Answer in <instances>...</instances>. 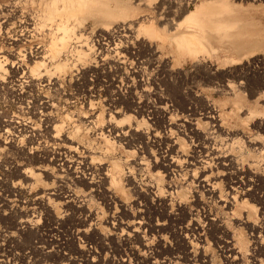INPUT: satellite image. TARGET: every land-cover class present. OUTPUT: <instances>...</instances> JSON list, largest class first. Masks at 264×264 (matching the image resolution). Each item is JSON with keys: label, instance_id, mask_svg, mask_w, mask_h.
I'll return each mask as SVG.
<instances>
[{"label": "rangeland", "instance_id": "rangeland-1", "mask_svg": "<svg viewBox=\"0 0 264 264\" xmlns=\"http://www.w3.org/2000/svg\"><path fill=\"white\" fill-rule=\"evenodd\" d=\"M93 1L83 15L69 18L47 14L50 0H0V52L15 54L25 66L42 60L37 47L49 48L61 20L73 27L70 51L47 58L31 78L2 68L0 264H264V0H226L235 12L220 17L221 29L256 43L235 59L214 38L209 54L192 59L169 40L162 44L138 31L144 18L160 30L168 28L167 19L175 27L208 0ZM124 11L127 15L122 16ZM107 13L117 16L103 30L100 22H107ZM170 31L188 33L185 27ZM129 32L133 39L124 43L120 38ZM119 41V53L110 52ZM79 51L87 55L85 60L78 59ZM98 52L103 60L94 56ZM207 107L222 127L209 150L237 163L235 170L205 168L201 178L217 184L215 197L204 194L188 172L192 160L205 157L195 147L204 143L200 137L210 127L204 118ZM90 116L96 125L86 122ZM109 120L126 137L118 140L114 133L96 129ZM3 121L33 123L37 133H22L11 144L17 133L2 130ZM168 124L179 138L171 157L183 161L166 174L156 161L165 154ZM249 142L254 145L248 147ZM59 155L70 161L84 156L86 163L75 161L72 173L70 163L60 166ZM115 168L121 192L109 182ZM24 170L31 172V179L24 177ZM236 170L244 172L239 178L244 190H237L240 197L234 202L226 197V186L235 182ZM66 191L72 197L56 211L37 202L41 195L55 204L63 202ZM133 215L147 226L148 249L139 238L125 241L112 235L111 223L123 226ZM54 219L61 221L55 224ZM26 220H31L29 228L20 223ZM77 229L87 235H75ZM227 245L234 248L233 255H227Z\"/></svg>", "mask_w": 264, "mask_h": 264}, {"label": "bare ground", "instance_id": "bare-ground-1", "mask_svg": "<svg viewBox=\"0 0 264 264\" xmlns=\"http://www.w3.org/2000/svg\"><path fill=\"white\" fill-rule=\"evenodd\" d=\"M89 3H92V5L96 4V3H94L93 0H50V4L47 5V14H49L50 16L56 15V14H57V16H60L62 14H65V15H68L69 18L70 17H77L79 15H83L86 12L87 6ZM44 9H45V7H44ZM59 9H61V10H59ZM232 12H235V9H234L233 5H229L226 0L203 1L199 5H197L193 11H188L183 16L182 21L177 23V25L175 27L173 26V22L170 23L167 19V20H165L166 21L165 23L167 25L166 27H168V28L165 29L163 27L164 29L160 30V29H158L157 26L152 24L150 21H147L146 20L147 18H144L142 20V23H144V25H140L138 31L143 33L144 35H146L148 37L158 39L162 44L167 43L169 40V42H171V44H174L176 50L179 53H186L192 59L196 58L200 53L209 54V52L211 51V49L209 47V40L211 38H214V39H216V41L220 42L221 44H224L225 48L228 49L229 52L231 53L232 59H235L240 53L245 51V49H248L249 47L255 46L256 43L253 41V39L252 40L246 39L248 37L243 38V36L240 35L239 33L224 32L221 29L220 23L218 22V20L220 19V17L223 14L232 13ZM1 13L2 12H0V14ZM130 14H131V12H130ZM133 14H134V12H133ZM106 15H105V17L107 18L106 19L107 22L102 21V19L100 22L104 27L103 30H107V27L110 25L108 22L109 19L116 18V16H117L116 14H112V13L111 14L107 13ZM124 15H127V14H125V11L122 13V16H124ZM95 17H96V15H95ZM119 27H125V26H123V25L119 26L118 25L115 28H119ZM181 27H185L186 29H188V33H183V34L178 33L175 35V33L173 34V32L170 31L172 29L177 31ZM113 29L111 31H113ZM57 30H59V33L56 35H53V37H51V39L49 40V48L48 49H45V47L42 45H39L37 47V54H39L40 59H42V60L33 63V65L31 67L25 66L24 64H22L20 59L18 58V56H16L15 54L13 55L12 53H8L6 51L0 52V53H2V55L0 54V81H2V79H1L2 68L9 69L15 76L21 75V78H22L28 74V77L31 78L32 77L31 75H35L34 72L37 70V68L39 66L43 65V63L45 62V60L47 58H54L61 51L62 52L70 51V39H71L70 36L73 32V27H70V25L67 24V22H64L63 20H61L60 23L57 24ZM111 31H109V32L106 31L104 33L106 35L110 36ZM132 34L133 33L129 32V34L121 36L120 39H122L124 41V43L125 42L128 43L129 39H133ZM211 34H214V35L211 36ZM121 41H119V44H115L113 46V48L110 50V52L118 54L119 53L118 49H121V47H122V46L119 47L120 43L122 44ZM132 45H133V43H131V47H133ZM212 53H214V52H212ZM100 54L101 53L98 52L97 54L95 53L94 56L96 58L97 57L102 58V54L101 55ZM77 56L79 57L78 59L81 61L85 60L87 57V55L82 51H79L77 53ZM102 60H103V58H102ZM122 63L125 64V61H123ZM65 65H58V69H61V71H62L64 69ZM42 105H44V104H42ZM207 109L210 112H208L207 113L208 115L204 118L206 119V124H208L210 127H208V130H207L208 132H206V135L204 134L202 137H200L202 140H204V143L201 146L196 145V147H195V148H198L199 150L201 149V151L205 154V157H204V159H200L199 161L198 160L197 161L192 160L188 164V172L192 173L191 178L193 180H195V182L198 183V186L202 189V192L204 194H207L210 197H215V195L218 191L217 184L216 183H207L201 178L203 173H205V168L207 167L209 169V166H212L213 168H215V170H217V167L227 168L229 166H231V167L234 166V170H235V168H236L235 165H237V163L235 160L230 159L228 156L219 155L218 154L219 151L217 152L214 150H211V151L209 150L208 146L210 145L209 143H211L210 142V140H212L211 138L214 137L215 135L218 136V133L221 132L222 127L220 125H218L220 118L218 115L215 114V111L211 110V108H208V107H207ZM29 113H31V111ZM31 114H33V113H31ZM26 115H28V114H26ZM49 116H50V114L46 115L45 119H43V120H46V118ZM99 118H100L99 116H96V119L98 121L101 120ZM45 122H48V121H45ZM86 122L89 125H96V123H97L96 120H93V116H90L88 119H86ZM193 125H194L193 122H190V121L188 122L189 127L192 128ZM35 126L36 125H34L33 123L32 124H30V123L23 124V122L22 123H19V122L14 123L12 121H3L1 124V129L2 130L12 129L13 131H16L17 135L12 136L9 140L10 142L8 141L9 143L13 144L18 140L19 137L24 136V134L28 135V134H31L33 132L37 133ZM170 126H171L170 124H168V126H166V130H167L166 137H168V138H167L166 146L164 148L165 154L162 155V158H161V160H159V162L156 161V164L157 163L161 164V166H162V168L166 174H168L169 172L178 168L179 163H181L183 161L180 158L181 156L171 157L173 148L177 145V142H179V138H177V136L173 137L174 134L171 131ZM96 129L101 131V132L107 131L109 133L110 132L114 133L115 137L118 140H121L124 137H126V132H124V129L122 127H119L117 124L111 122L110 120L107 123H104V124L100 123V125L98 124ZM9 130L3 132V135L4 134L8 135ZM59 130H60V125L54 128V134H57L59 132ZM22 133H24V134H22ZM221 134H222V132H221ZM224 135L228 138V136L230 134L226 132ZM217 136H215V137H217ZM0 137H2V136L0 135ZM6 137H4V139H7ZM53 138H56V136L54 135L52 137V139ZM228 139H230V136ZM6 144H8V143H6ZM253 145L254 144L252 142L249 144L248 147H251ZM106 147L108 149L111 148V146L109 145L108 142H106ZM68 153H73V152L70 151ZM59 156L61 157L58 160L60 163V166H64L66 163H70V165L75 164L76 163L75 161H77V160H80L84 164L86 163V159L84 156H76V158L73 159L72 161L68 160L65 156H61V155H59ZM201 156H202V154H201ZM72 166L73 165H71L69 167V169H68L69 171H71L73 169ZM38 169L41 172H44L47 174H52L51 171H49L46 167H39ZM60 170L62 172H66V170H63L62 168H60ZM213 171L214 170H212V172ZM58 172H60L59 169H58ZM74 172H75V168L73 169L72 173H74ZM22 174L24 175V177L26 179H31V172L30 171L24 170V171H22ZM109 174H110V172H109ZM117 174H118V169L115 168V170L113 172H111V175L108 176L109 182L111 184V187L114 190L121 192L122 191L121 181H120V178ZM234 174H235V176H238V177L237 178L235 177V179H236L235 182H232L226 186V197H228L232 201L234 200V202H236L235 198L238 199V197H240V195L235 196L238 192L237 190H244L242 184L239 183L240 182L239 178H241V175H243L244 172L242 170H240L239 172L236 170ZM91 184H93V183H91ZM249 186H252V185H249ZM250 189L251 188L249 187L246 191L250 192ZM246 191H244V193H241V197L246 195ZM64 195L65 196L62 197V199H64V201L60 202V203L55 204V203L51 202L49 198H44L43 195L38 197L37 202L42 204L46 209H48L51 212V211H54L55 209H57V205L61 204L63 207H65L66 204L69 203L72 196L69 194L68 191L64 192ZM244 202H246V200L242 201V206L245 205ZM228 205H230V204H228ZM229 207L231 208V205ZM88 213L89 214L87 217L91 218V215H90L91 212H88ZM59 218L57 217V219H59ZM57 219H54L55 224H57L61 221V220L59 221ZM85 222H86V219H84L82 221V224H85ZM20 223H21V225H25L24 227H27V228H29L31 226V224H30L31 220L30 221L29 220L21 221ZM111 224L113 226L112 235L115 236L117 239L127 241L128 239H130V237H136V238L141 239V241H143V247L144 248H147V249L149 248L148 243H146V241H148V239L145 237L146 236L145 232L147 231V226L139 220L138 216L136 217L135 215H133V220L131 222L125 223L123 226L119 222H114ZM120 227H122V228H120ZM253 228H254V226L250 227V229H252L253 231H255V229H257V227L254 229ZM75 233H76L75 235H77V236H86L87 235V231L83 230V229H77ZM101 235H102V237L107 236L103 232L101 233ZM158 239H159V241H158L159 243L162 242V240H163L161 238H158ZM182 239L186 243L188 238H187V236H185ZM238 240H239L238 244L241 247H243L245 243H244L243 237L240 234L238 235ZM229 244H231V243H229ZM226 247H227V255H229V254L233 255L234 248H232L230 245H227ZM234 261H236V260H234ZM175 264H178V263H175Z\"/></svg>", "mask_w": 264, "mask_h": 264}]
</instances>
